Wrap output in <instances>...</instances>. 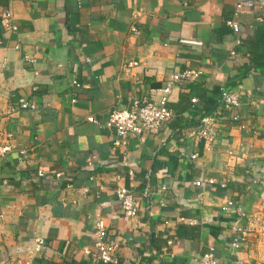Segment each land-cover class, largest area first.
Masks as SVG:
<instances>
[{
    "label": "crops",
    "instance_id": "crops-1",
    "mask_svg": "<svg viewBox=\"0 0 264 264\" xmlns=\"http://www.w3.org/2000/svg\"><path fill=\"white\" fill-rule=\"evenodd\" d=\"M234 4L0 0V142L12 146L0 161V264H115L86 252L98 215L120 246L116 264H197L209 251L219 264H264V0L241 11L238 31L226 23ZM8 9L16 30L3 26ZM188 68L201 73L173 89L158 133L118 147L87 120L159 99ZM222 85L240 90L241 122L219 112ZM206 122L210 149L198 134ZM119 186L134 192L136 217L124 216ZM229 200L245 212L237 248Z\"/></svg>",
    "mask_w": 264,
    "mask_h": 264
},
{
    "label": "built area",
    "instance_id": "built-area-1",
    "mask_svg": "<svg viewBox=\"0 0 264 264\" xmlns=\"http://www.w3.org/2000/svg\"><path fill=\"white\" fill-rule=\"evenodd\" d=\"M254 5L255 0H235L233 16L226 21L227 25L234 31H238L240 25L237 17L241 11L246 8H252ZM12 18V12L9 9L2 13L3 26L8 30L17 29V25L12 22ZM134 30L136 29L134 28ZM179 41L189 44H202L201 41L193 39L180 38ZM235 43H240V40L236 39ZM231 53L235 54V51L231 50ZM200 73V69L190 68L173 71L166 86L162 88V95L159 99H154L153 97L135 98L130 107H116L112 109L104 122H101L92 115L89 116L87 120L112 129L116 135L114 144L118 147L126 146L129 137L133 134L140 137H144L148 134H156L173 116V110L168 105L173 89L184 82L195 80L199 77ZM73 82L77 83L75 80ZM73 101H75V99H73ZM192 101H197V98H193ZM218 102L219 112H229L232 120L241 122V116L238 111L241 105L240 90L228 85H222L219 91ZM19 108L35 109L36 105L32 100L21 98L19 101ZM240 127L243 129L245 125L240 124ZM198 134L204 138L205 144L209 149L214 146L217 133L209 123L206 122L205 126L199 130ZM11 150L12 146L10 144H3L0 142V161L3 160ZM18 152L25 160H29L30 152L28 148H20ZM196 156V153L192 155V157ZM38 174L43 175L44 171L39 170ZM253 182L255 183L257 180L254 179ZM258 182L264 184V172ZM196 184L200 185L201 181H196ZM116 195L124 216L126 218L136 217L139 203L134 192L125 186H119L116 189ZM227 205L229 208H235V213L237 214V221L232 226L234 232L232 246L237 248L243 244L247 237L246 229L243 227L241 221L245 218V212L243 206L240 203H235L233 200H229ZM119 248L118 242L108 238L104 219L98 215L95 220L94 248L93 250L88 249L86 252L104 263L111 262L116 264L118 262L117 252ZM219 263L220 258L212 251L201 254L197 258V264Z\"/></svg>",
    "mask_w": 264,
    "mask_h": 264
}]
</instances>
